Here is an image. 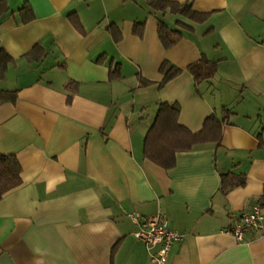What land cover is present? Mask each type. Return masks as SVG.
Returning a JSON list of instances; mask_svg holds the SVG:
<instances>
[{
  "label": "crops",
  "instance_id": "obj_1",
  "mask_svg": "<svg viewBox=\"0 0 264 264\" xmlns=\"http://www.w3.org/2000/svg\"><path fill=\"white\" fill-rule=\"evenodd\" d=\"M165 1L210 18L193 23L149 0H7L0 47L16 64L0 89L18 100L0 106V154L16 156L22 184L0 201V264H151L132 213L160 215L183 235L165 264H264L263 236L224 232L264 195V0ZM25 4L35 15L27 24ZM160 22L183 34L170 49ZM38 45L44 56L30 61ZM203 56L218 72L197 85L188 68ZM165 61L183 73L161 86ZM117 66L122 78L111 80ZM162 103L179 104L193 133L215 115L220 145L178 153L171 170L145 158ZM224 175L245 184L224 192Z\"/></svg>",
  "mask_w": 264,
  "mask_h": 264
},
{
  "label": "trees",
  "instance_id": "obj_2",
  "mask_svg": "<svg viewBox=\"0 0 264 264\" xmlns=\"http://www.w3.org/2000/svg\"><path fill=\"white\" fill-rule=\"evenodd\" d=\"M149 5L155 11L166 13L170 11L173 14L181 15L188 18L193 23L203 24L210 18L209 14H199L193 11L189 2L177 3L168 2L165 0H149ZM10 12V7L7 0H0V18ZM30 13V14H29ZM23 23H29L34 20L35 15L29 4H25L20 11ZM69 19L74 27L83 35L85 31L76 14L70 15ZM180 28L191 31L192 28L178 23ZM143 24L135 27V34L142 36ZM115 43H119L122 39L121 32L114 25L108 28ZM159 38L166 49L175 46L182 38L183 34L177 30L169 28L164 22H160L158 29ZM44 56V51L41 46H36L27 58L30 61L39 60ZM104 59L98 62L102 63ZM15 65V59L3 48L0 47V80L5 78L9 65ZM193 75L197 85L203 81L215 77L218 72V62H212L205 56L200 61L193 63L188 68ZM160 73L163 75L161 86L166 85L170 81L179 77L183 70L176 67L169 61H165ZM122 78L120 67L117 66L111 71V80H120ZM152 82L142 80L143 86L152 85ZM74 87V88H73ZM77 83L71 82L67 89L76 91ZM18 100V91H9L0 89V106L4 104H15ZM72 102V96L69 97L68 103ZM181 108L179 104L162 103L159 105L158 114L154 125L149 130L145 139L144 155L145 158L152 161L156 165L171 170L176 166V158L178 153L190 152L195 146L203 144L220 145L223 139L222 122L215 116H210L204 124L203 129L198 133H193L180 125L179 117ZM263 134V133H262ZM261 134V138H262ZM22 167L18 159L14 155L0 154V201L4 195L13 189H16L22 184ZM231 175L222 177V190L227 192L231 187L243 186L245 178L239 181H232ZM229 187V188H228ZM259 205L264 207V195L261 198Z\"/></svg>",
  "mask_w": 264,
  "mask_h": 264
},
{
  "label": "built area",
  "instance_id": "obj_3",
  "mask_svg": "<svg viewBox=\"0 0 264 264\" xmlns=\"http://www.w3.org/2000/svg\"><path fill=\"white\" fill-rule=\"evenodd\" d=\"M135 225L139 226L134 236L142 241L150 255L151 264H165L172 247L183 239V235L172 229L160 215L141 217L129 215ZM243 242L248 233H257L264 237V207L255 205L242 214L238 223L224 231Z\"/></svg>",
  "mask_w": 264,
  "mask_h": 264
}]
</instances>
